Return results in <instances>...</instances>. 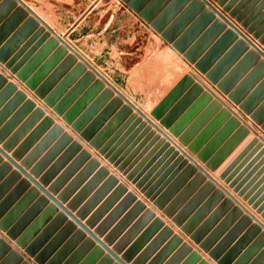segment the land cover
Here are the masks:
<instances>
[{
    "label": "crops",
    "instance_id": "obj_1",
    "mask_svg": "<svg viewBox=\"0 0 264 264\" xmlns=\"http://www.w3.org/2000/svg\"><path fill=\"white\" fill-rule=\"evenodd\" d=\"M103 1H106V7H104V10L99 11L98 7ZM170 1L173 0H169V2ZM230 1H234L233 7L241 5L240 12L247 9V18L252 16V23L256 22L264 15V0H228V2ZM211 3L218 12L228 18V20L236 26L255 46L254 48L249 44L246 52L244 51L238 55L237 51H235L233 56L237 55V57L230 65L222 69L220 74L221 78L228 76L235 66L246 56L247 52L255 51L259 54V60L257 62L251 65L248 61L244 62V66L248 64L250 67L242 73V75H240L237 81L233 84L232 88V90H240L243 94V102L246 100H252L251 97L254 96L258 89L264 84V70H257L255 72L257 77L255 78L254 74H252L254 70L259 67V64L264 62V44H261L257 39H254L251 34L247 33L246 30L243 29L239 23L235 22L233 18L229 17L228 13L224 12L223 8L219 7L216 2L211 1ZM87 8L88 9L83 12V17L71 25V28H73L71 33H74L76 29L83 28L87 23L93 20L96 21V25H100V28L102 27V30L100 31L105 32L108 35L104 39V45L106 47L104 52L105 56L108 54L110 57H117L114 59L117 64L120 65L124 73H128L130 75L135 73L140 79L151 78V87L153 88V86H158L161 88L158 91V93L161 94L160 99L154 104L149 112L155 110L157 106L179 85V83L184 80V78L189 77L192 80L183 86V91L180 96L167 108L164 116L169 114L178 102L185 98L186 102H184L181 107L176 110L178 113L174 117L172 125H182V135L186 136L191 143L198 140L202 144L201 150H205L211 144H217L212 152L210 151V158L220 156L229 144L239 140L236 147H234L216 171H214V175L219 176L220 174L226 173V176L231 178V183H235V187L240 186L241 190L247 189V191L252 192V196H256V200H260L262 205H264V130L261 125L251 118V114H247L242 111L240 109V105L229 99L228 95H224L217 90L216 86L208 81L204 74H201L194 69L193 66L183 58V55L179 54L172 47V44L168 43L162 37L161 33H158L155 29H153L150 23L141 18L138 13L130 10L127 4L122 0H96ZM164 8L165 7L160 8L156 12L154 18H156ZM205 8H207V5ZM102 19L103 22L100 23ZM216 19H220V17L217 15ZM173 20L169 24H171ZM263 25L264 17L259 22L258 28ZM226 29H231V27L228 25ZM214 31L216 32V30ZM35 32L36 31L31 33L15 48L12 56L18 55L17 62L28 56L25 61L26 64L46 43L43 42L39 45V47L33 49L38 44L42 36H38L34 40L30 41ZM224 33L225 32L217 35L218 37L212 40V42L208 45L209 47L207 46L208 48L201 53L198 60L206 55L209 49L221 38V36H223ZM239 41H245V39L239 35L236 41L230 42L229 45L215 59L214 63L210 67V70H213ZM244 43H246V41ZM0 75H4L8 82L15 83V75L10 73V71L7 70L1 63ZM195 85H200L203 89L202 92L197 94L193 92L191 89ZM17 87L19 90H24L18 85ZM208 90L213 92L217 98L213 96L212 101H208L206 98H203V95L207 93ZM28 93L31 94V92ZM254 98L256 100L255 102L253 101V112L260 109H263L264 112V90ZM224 111L228 114L224 113ZM31 114L32 113H29V115L28 113L25 114L27 117H24L25 119H22L20 123L13 126L7 136H5L2 143H0V148H3L4 144L15 136L17 131L25 124ZM10 119L4 121L1 124L2 127L5 126ZM43 119L44 117L36 120L26 129V131L19 135L13 143L12 148L9 149L6 154L9 157L15 158L17 164H24L25 167L27 166V173L34 171L33 175H36V181L43 179L42 184L46 190L51 187V190H55L52 191V193L59 191V194H62L63 190L66 188L63 187L64 182L62 181L61 185L57 188H53V185L58 179V176L64 175L66 170L70 168V165L76 158V155L75 153L69 155L66 162L63 160L64 162L62 161L58 165V159L60 162L66 151L63 147L60 150L50 153L51 149L59 141V138L57 137L52 138L49 144H47L44 148L40 147L36 150V147L48 134L45 133V129L42 133L36 135L35 137H31L33 131L40 125ZM124 125H126V121H123L120 128ZM159 126L163 129V131L167 132L175 142L181 144L178 138L173 137L169 133V130L167 131V129L163 128L160 124ZM132 127L133 125H126L120 138H123L122 144L130 140L126 146V153L129 149H133L131 152L127 153L128 157L135 151L131 164L136 163V167L142 164L139 172L143 174V177L148 176V183H151L152 186L158 183L157 191L162 190V192H164L170 189V187H172V185L182 176L185 168L180 169L181 163L177 162L178 157L175 159L172 158L173 153L167 154L168 149L163 150V145L158 146L159 140H154L155 136L149 137L151 131L145 133V129H138L139 126L136 128ZM183 148L186 149V147ZM21 149L22 151L19 152ZM0 158V167L4 164H8V160L5 156H0ZM201 165L204 166L202 163ZM78 170L79 166L76 169L70 170L69 175L79 174ZM15 172H17L16 167L14 165H10L7 172L0 178V186ZM197 173H199V171H197ZM47 175H50L49 179H47ZM189 178L190 177L188 176L183 180L181 186L176 189V192L179 190L181 192V190H183L191 182L192 179ZM22 181H25V184L16 190L17 186L22 183ZM102 185L100 187H102ZM97 186L91 189L87 196ZM98 189H96L95 192H97ZM31 191H34V194L32 197H27V203L18 215L19 217H22L30 209H32V207L38 203L39 199L42 198L44 201L42 205L40 204L37 207L34 216L28 222L29 226H31L38 219L42 218L49 208L52 209L50 214L45 215L41 226L38 227L33 238L39 235L49 224H51L58 215L61 214L64 218L60 225L57 227L55 225L56 229H54L52 233L55 234L52 235L53 237L59 232L62 233V240L53 248V252L50 257L52 258L57 253L62 251L70 240L74 239V235L77 232L81 233L80 228L73 225L71 231L64 233L63 228L66 224L71 223V219L66 217L60 209L54 206V204L49 201L42 192L38 191L32 183L26 181L24 175L19 174L17 178H14L8 183L7 188L0 198V202L12 195L9 207L7 208L8 211L6 210L8 213L18 205L23 197L25 198L28 193H31ZM115 191L114 187L108 188L100 195V197H98L96 202L88 210V212L94 208V210H96V208L98 210L109 198V201H107L102 208L103 212L100 214L98 219H96V223L101 220V222L105 224L104 231L101 233L104 234L105 239L108 238L113 230L119 226L118 230L115 231L114 238L107 242L109 244V249H113V246L117 243L119 244L123 242V245L118 248V256L121 258L122 255L126 254L128 250L135 245V252L133 254L135 256V264L136 262L138 264L141 257L142 263L140 264H170L173 257H175V259L171 261V264H185L187 260L186 254L180 255V257L176 259V253L180 248L174 246L170 247L168 245L171 237L169 235L166 237L162 236V230H160V227H155V229H153V219L150 218L143 220L144 213H142V211L136 210L132 212V202H127L122 194H119L118 196L114 195L116 194ZM136 195L138 197L137 201L143 200L146 204V209H152L153 212H155V218H159L161 216V211L155 208L149 199L143 198V194L138 191ZM54 197L58 198V195L55 194ZM104 197V201L99 203ZM61 200L63 202V206L66 207L67 203H64V200L66 199ZM71 200L72 199H70V201ZM84 205L85 203L82 204L80 208ZM214 206L217 208L219 205L216 203ZM80 208L78 210H80ZM72 214L76 215V211L72 212ZM90 216L92 215H89L86 218H80L82 219L81 222L85 224L90 219ZM163 221L165 226L173 228V235L177 234V228L171 222V219L163 217ZM136 224L138 225L133 230V227ZM150 227L152 229H150ZM94 231L95 229L91 228V232ZM52 236L49 237V241L52 240ZM79 236L81 237L75 238L76 240L73 245V242H70V245L65 250L67 251V254L62 257L60 262L61 264L73 255L79 247H81V244L89 238V236L85 233H81ZM104 237L102 236L99 239L104 241ZM0 239L7 241L9 245H11L12 250H17L21 255H23L25 261L28 260L32 264H35L32 259L27 257L23 248L19 249L16 246V241H10L8 239L6 232L0 230ZM112 243H114V245H110ZM92 244V247L90 246L88 249L82 250L81 258L78 260L79 263L87 258L92 251L99 248L103 257L109 258L110 261L108 264H118L117 261L110 258L107 251L102 250L97 243L93 242ZM6 257L7 255L0 252V264L3 263ZM99 262L100 259L95 261L93 264H99ZM8 264L14 263L9 262Z\"/></svg>",
    "mask_w": 264,
    "mask_h": 264
},
{
    "label": "water",
    "instance_id": "obj_2",
    "mask_svg": "<svg viewBox=\"0 0 264 264\" xmlns=\"http://www.w3.org/2000/svg\"><path fill=\"white\" fill-rule=\"evenodd\" d=\"M122 1L127 4L130 10L138 13L141 18H143L146 22H149L153 29H155L158 33H161L162 37L168 43L172 44V47L179 54H182L183 58L189 62L194 69H196L199 73L204 74L206 79L216 86L217 90L224 95H228L229 99H231L234 103L239 104L242 111L247 114H251V118L260 124L264 130L263 109L253 112V101L255 102L256 100L254 97L264 90V84L258 89L256 94L251 97L252 100H246L244 102L242 99L243 94L240 90H232L233 84L237 81L240 75H242V73L250 67L248 64L244 66V62L248 61L250 65L257 62L259 60V54L255 51L247 52L246 56L235 66L228 76L225 78H221L220 76L222 69L230 65L238 54L244 51L246 52L249 44L255 48V46L236 26L228 20V18L218 12L216 8L206 0H173L170 2L169 0ZM213 1L216 2L219 7L223 8L224 12L228 13L229 17L239 23L247 33L253 36L254 39H257L261 44H264V25L258 28L259 22L264 15L256 22L252 23V16L247 18V9L240 12L241 5L233 7L234 1ZM206 5L207 8H205ZM162 7L165 8L156 18H154L156 12ZM217 15L220 19H216ZM172 20L173 22L169 24ZM2 22L3 24L0 26V63L3 64L5 68L9 70L10 73L14 74L21 82H24L27 88L33 91L38 98L43 99L44 103L48 107H52L57 115H61L66 122L72 123V127L77 132L83 131L84 125L89 118L90 113L92 110L94 111V107L97 106L95 103L97 104L99 101L96 100L97 102L95 101L94 103L95 106L93 105V107L89 108L79 119L76 120L77 114L82 110L81 107L83 108L90 99L100 92H102L101 96L103 98V102L109 100L113 94L112 90L104 89V84L101 81L96 80L95 75L92 72L87 71L85 65L78 63L75 56L67 55L66 49L59 46L57 37L49 38V32H53L52 28L22 0H0V24ZM228 25L231 29L227 30L226 28ZM45 30H49V32H45ZM214 30H216V32ZM34 31L36 32L30 41L34 40L38 36H42L38 44L33 49L39 47V45L43 42L46 43L26 64L25 61L28 56L17 62L18 55L12 56L15 48ZM223 32H225L223 36H221V38L209 49L203 58L198 60L201 53L209 47L208 45L212 42V40ZM239 35L245 39L246 43H244L245 41H239L236 43L235 46L220 61V63H218L213 70H210V67L214 63L215 59L229 45L230 42L236 41ZM195 41L196 43L193 45ZM235 51H237V55L233 56ZM263 67L264 62L260 63L259 67L252 73L254 74V78L257 77L255 72L257 70L263 71ZM189 81H192L189 77L184 78V80L179 83V85L157 106V108L152 111L151 116L155 120L159 121L161 126L169 130V133L173 137L178 138L179 142L183 146L187 147L192 154L196 155L200 162L205 163L208 169L214 171L225 160L234 147H236L239 140L229 144L220 156L210 158V151L212 152L217 144H211L205 150H201L202 144L198 140L191 143L186 136L182 135V125H172L174 117L178 113L176 110L179 109L184 102H186L185 98L179 101L169 114L164 116L167 108L177 100L183 91V86ZM67 89L70 90L68 91ZM191 90L197 94L202 92L203 89L200 85H195ZM80 94H83L82 98L79 99L74 106L71 107V109H69L68 107L70 103H73L76 100L75 97ZM213 96L216 97L213 92L208 90V92L203 95V98H206L208 101H212ZM120 103L121 102L114 100L113 103L110 104V107L111 105H117ZM130 110V107L124 106L120 114L126 116ZM27 113L28 115L29 113L32 114L27 119L25 124L17 131L14 137L4 144L3 148H0V156H5L8 160V164H4L0 167V178L7 172L10 165H14L17 169V172L13 173L6 181H4V183L1 184L0 198L11 180L17 178L19 174L24 175L26 181L32 183L38 191L42 192L43 195L54 204V206L60 209L66 217L71 219V223L66 224L63 228L64 233L71 231L73 225H76L80 227L85 234L89 235V239L85 240L81 247H79V249L62 264H78V260L82 255V250L88 249L91 246V241L97 243L102 250L107 251L109 257L116 260L118 264H127L128 259L125 255L120 258L118 256L119 253L115 248L109 249V244L106 240L101 241L96 232H91V228L88 223L83 224L81 222L82 219H80L78 215L72 214L75 210L71 205L70 208L68 206L64 207L61 198H55L54 193L44 188V185L42 184L43 179L36 181L33 176L34 171L27 173V166L25 167L24 164H17L15 158L9 157L6 154V152L12 148L16 138L26 131V129L36 120L42 119L45 112L43 109L37 108L35 101L28 99L27 94L19 90L15 83L8 82L4 75H0V125L7 119L11 118L5 126H0V128L2 127L0 129V143H2L5 136H7L15 124L20 123L22 119H25L24 117H27L25 116ZM137 113L146 120V123L144 122L140 128L145 129V133L151 131L149 137L155 136L154 140H159L158 146L163 145V150L168 149L167 154L173 153L172 158L174 159L180 155L178 158V160H182L180 169L185 168V170L182 176L172 185V187H170L169 190L176 189L179 185H181L183 180L189 176L192 180L184 188L183 193L178 197V200L185 199L188 194L199 186L201 189L187 206L195 207V205L206 195L211 194V197L202 208L210 207L214 203H220L219 208L214 214H212V217L213 215L215 216L219 214L221 210L233 208L224 222L240 219L238 226L235 229L239 230L247 227V232L243 237V240L256 238L253 245L239 259L242 262L245 259L248 261L251 254L255 253L260 247H264V232H261V225L253 224L252 218L254 217L251 216V214L243 215L240 209L241 207H233L234 201H232V199L224 198L225 189L217 184L207 171L200 167L199 164L183 150L171 146V141H168L167 138L162 136L161 130L158 129V127L155 126L151 120L146 119L147 117H144V115L140 112ZM224 113L228 114L226 111H224ZM48 120L49 119L45 117L42 125L47 124ZM90 129L92 128H87L82 133V136L87 140L91 138L92 131ZM36 131L31 137L36 136ZM21 151L22 149L19 150V152ZM188 162L192 163V165L187 166ZM196 169L200 170V173H196ZM222 177H226V173L222 174ZM207 178L209 179L208 181ZM226 182L230 183V187H234L235 191H240V195H244V192L247 190H241L240 186L235 187V183H231V178L226 179ZM24 184L25 181H22V183L17 186L16 190ZM142 184L143 182H139L137 186L142 187ZM216 185L219 187L218 189H216ZM151 191L152 189L147 192V195H150ZM33 194L34 191L28 193V195L25 198L23 197L18 205L8 213L6 210L9 207L12 195L0 202V230L7 233V237L10 241H16V246L19 249L23 248L24 253L27 257L32 259L35 264H61L60 262L62 257L67 254V251L65 250L70 245V242H73V245L76 240L75 238H80L81 236L79 235L81 233L77 232L74 235V239L70 240L62 251L50 258L53 248L62 240L61 232L54 237L52 235L55 234L52 233L54 229L62 223L64 218L61 214L58 215L51 224H49L39 235L33 238L38 227L41 226L45 215L52 212V209L49 208L42 218L38 219L31 226H29L28 222L34 216L37 207L40 204H43L44 200L41 198L38 203L32 207V209H30L22 217H19L18 215L27 203V197H32ZM251 195H253L252 192L246 194V196H244V200L249 199L250 197L251 199L248 204H252V207L256 209L258 213H262V216L264 217V205H262L260 200H256V196ZM154 199L155 197L152 198V200ZM160 201L161 198L157 202ZM165 213L169 217H173L171 216V213H173V206H170L167 210H165ZM212 217L208 221L212 222ZM177 219L178 221H181V216L173 218V221L175 222ZM155 224L160 225V221L157 220ZM164 232L169 234L167 229L164 230ZM50 235L53 238L49 241V237H51ZM196 241H199V239L197 238ZM203 247L206 249L205 246ZM239 248L240 243L233 248L234 255H236ZM0 252L7 255L2 264H8L9 262H13L14 264H32L28 260L25 261L23 255H21L17 250H12L11 245L3 239H0ZM218 253L219 252L216 250V258ZM100 254V249H95L79 264H93ZM109 261V258L104 257L101 259L99 264H108ZM140 263H142L141 260L138 261V264ZM202 264H205V262ZM220 264H225V260L220 261ZM252 264H264V250Z\"/></svg>",
    "mask_w": 264,
    "mask_h": 264
},
{
    "label": "rangeland",
    "instance_id": "obj_3",
    "mask_svg": "<svg viewBox=\"0 0 264 264\" xmlns=\"http://www.w3.org/2000/svg\"><path fill=\"white\" fill-rule=\"evenodd\" d=\"M22 1L39 16L41 15L40 17L52 28L53 32L45 30V32H49V38L57 37L59 46L66 49L67 55L75 56L78 63L85 65L86 70L92 72L95 75V79L104 84V89H110L113 93L111 98L105 102H103L101 96L102 92L96 94L86 103V105H84L83 108L81 107L82 110L77 114L76 120L79 119L89 108L93 107L96 100L99 101L97 104L95 103L97 106L94 105L95 110H92L84 125L83 131L87 128H92L90 129L92 131L91 138L87 140L82 136L83 131L77 132L72 127V123L66 122L61 115H57L52 107H48L43 99L38 98L33 91L27 88L24 82H21L15 76V83L24 89L21 91L25 92L29 99L35 101L37 108L43 109L46 117L49 119L47 124L42 125L44 121L43 119L40 125L33 131L34 133L37 130L35 135L42 133L45 129V133H48L43 142L36 147V150L40 147L44 148L49 144L52 138L57 137L59 138V141L51 149L50 153L60 150L63 147L66 151L60 162L58 159V165L63 160L66 162L69 155L73 153L76 155L70 168L66 170L64 175L58 176V179L53 185V188H57L63 181V187L66 188L63 190L62 194H59V191L54 192V194L58 195V198L66 199L64 200V203H67L69 208L71 205L79 218H86L87 216L92 215L86 223L89 224L90 228L95 229L94 232H96L100 238L102 236L104 237V234L101 233L104 231L105 224H103L101 220L96 223V219H98L103 212L102 208L107 201H109V198L98 210L97 208L96 210H94L95 208L92 209L90 212H88V210L102 193L108 188L114 187L116 190V194L114 195L118 196L119 194H122L127 202H132V212L136 210L142 211V213H144L143 220L150 218L153 219V229H155V227H160V230H162V236L166 237L169 235L171 237L168 245L170 247L174 246L180 248L176 253V259L180 257V255L186 254L187 260L185 264H202L203 262H205V264H220V261L222 260H225V264H252L264 250V247H260L255 253L251 254L248 261L246 259L243 262L239 260L253 245L256 238L243 240V237L247 232V227L239 230L235 229L238 226L240 219H230L231 221L224 222L233 208L221 210L219 214L215 216L213 215L212 217V214H214L219 208L220 203H217V205H219L217 208L214 206L216 203L212 204L210 207L202 208L211 197V194L206 195L195 205V207L187 206L193 197L199 192L201 187L198 186L199 189L197 187L191 193L189 192L190 194H188L185 199L178 200V197L183 193L184 189L181 190V192L180 190L176 192V189L181 185L175 190L168 189L164 192H162V190L157 191L158 183L152 186L151 183H148V176L143 177V174L139 172L142 164L137 167L136 163L131 164L135 151L128 157L127 153L131 152L133 149H129L126 153V146L130 140L122 144L123 138H120L126 125H133L132 128L139 126L138 129L141 130L140 126L144 122L146 123V120L137 113L140 112L144 117H147L146 119L151 120L153 124L161 130L162 136L167 138L168 141H171V146L183 150L195 160L200 167L207 171L213 180L225 189L224 198L232 199V201H234L233 207H241L240 209L243 215L251 214V216L254 217L252 218V223L261 225V232H264V217L262 216V213H258L257 210L252 207V204H248L251 199L250 197L249 199L244 200V196L250 192L246 190L244 195H240V191H235L234 187H230V183L226 182V179L230 178L229 176L222 177V174L215 176L214 171L216 170L212 171L208 169L206 164L200 162L197 156H193L194 154H192L187 147L184 149L183 147L185 146L175 142L173 138H171V136L159 126V121L151 116L152 112L149 111L160 99L161 94H159L158 91L161 88L158 86H153L152 88L151 78L140 79L135 73H132V75L124 73L120 65H118L114 59L117 57H110L108 54L105 56L104 52L106 47L104 45V39L108 35L107 33L100 31L102 30V27L100 28V25H96V21L93 20L87 23L83 28L76 29L74 33H71V30L73 29L71 28V25L83 17V12L96 0ZM207 1L211 3L213 0ZM105 4L106 1L101 2L98 7L99 11L104 10V7H106ZM211 5L213 4L211 3ZM102 22L103 19L100 23ZM67 90L69 91L70 89ZM28 92H31V94ZM82 96L83 94L76 96V100L73 103L71 102L68 108L71 109V107L74 106ZM114 100L121 103L111 105L110 107V104H112ZM124 106H128L131 109L126 116L120 114ZM123 121H126V125L120 128ZM177 162L182 164V160L177 159ZM190 162L187 163V166L192 165ZM201 163L204 166H202ZM78 166L79 174L69 175V171L76 169ZM197 171L200 173V170L196 169V173ZM33 176L36 178V175ZM46 177L49 179L50 175H47ZM189 179L192 178L190 177ZM208 180L209 179L207 178V181ZM139 182H143L141 185L142 187L137 186ZM101 185L102 187H100ZM95 186L97 187L87 196L88 192ZM218 188L219 187L216 185V189ZM96 189H98L97 192H95ZM150 189H152V191L150 195H147V192L150 191ZM48 190L51 192L55 191L51 190V187ZM137 191L143 194V198L149 199L155 208L161 211V216L159 218H155V212H153L152 209H146L147 207L143 200L137 201ZM105 197L99 203L104 201ZM154 197L155 199L152 200ZM160 198L161 201L157 202ZM70 199L72 200L70 201ZM84 203L85 205L80 208ZM170 206H173V213H171V216L173 217H169L165 213V210ZM79 208L80 210H78ZM178 216H181V221H178L177 219V221L174 222L173 218H178ZM163 217L171 219V222L177 228V234L173 235V228L165 226ZM211 217L213 218L212 222L208 221ZM157 220L160 221V225L155 224ZM137 225L138 224L133 227V230ZM118 228L119 226L113 230L110 236L108 235V238L105 239L104 237V240L107 242L111 241ZM152 228L150 227V229ZM166 229L169 231V234L164 232ZM80 232L84 233L81 229ZM197 238L199 241H196ZM92 243L93 242H91V247L93 245ZM114 243L110 245H114ZM238 243H240V248L236 255H234L233 248H235ZM121 245H123V242L119 244L117 243L113 248L118 251V248L121 247ZM203 246H205L206 249H204ZM216 250L219 252L217 258L215 255ZM134 252L135 245L124 254L128 259V263L135 264ZM124 255H122V257ZM102 258L104 257L101 252L95 261L100 259L101 262ZM141 258L140 260L142 261ZM173 259H175V257H173L171 261H173Z\"/></svg>",
    "mask_w": 264,
    "mask_h": 264
},
{
    "label": "bare ground",
    "instance_id": "obj_4",
    "mask_svg": "<svg viewBox=\"0 0 264 264\" xmlns=\"http://www.w3.org/2000/svg\"><path fill=\"white\" fill-rule=\"evenodd\" d=\"M88 9V8H87Z\"/></svg>",
    "mask_w": 264,
    "mask_h": 264
},
{
    "label": "built area",
    "instance_id": "obj_5",
    "mask_svg": "<svg viewBox=\"0 0 264 264\" xmlns=\"http://www.w3.org/2000/svg\"><path fill=\"white\" fill-rule=\"evenodd\" d=\"M94 64V63H93Z\"/></svg>",
    "mask_w": 264,
    "mask_h": 264
}]
</instances>
